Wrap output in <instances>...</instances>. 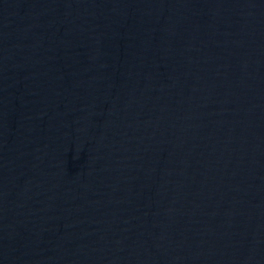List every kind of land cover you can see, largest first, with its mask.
<instances>
[{
    "label": "water",
    "instance_id": "obj_1",
    "mask_svg": "<svg viewBox=\"0 0 264 264\" xmlns=\"http://www.w3.org/2000/svg\"><path fill=\"white\" fill-rule=\"evenodd\" d=\"M0 264H264V0H0Z\"/></svg>",
    "mask_w": 264,
    "mask_h": 264
}]
</instances>
